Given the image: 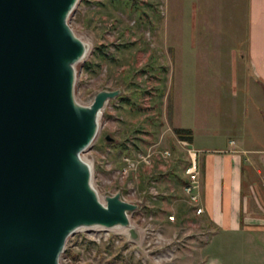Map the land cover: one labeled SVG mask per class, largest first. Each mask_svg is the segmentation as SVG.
Returning a JSON list of instances; mask_svg holds the SVG:
<instances>
[{"label": "rangeland", "instance_id": "rangeland-1", "mask_svg": "<svg viewBox=\"0 0 264 264\" xmlns=\"http://www.w3.org/2000/svg\"><path fill=\"white\" fill-rule=\"evenodd\" d=\"M248 1L76 2L67 22L87 51L74 66L75 98L88 104L101 89L118 90L81 157L100 200L118 192L137 205L128 218L138 236L126 228L76 229L60 264H202L223 261L232 246L236 264H264V252L196 218L184 190L187 156L173 130L212 135L243 120L248 99L231 92L227 76L231 54H244ZM253 129L259 134L256 122ZM198 187L199 180L197 194Z\"/></svg>", "mask_w": 264, "mask_h": 264}, {"label": "water", "instance_id": "water-1", "mask_svg": "<svg viewBox=\"0 0 264 264\" xmlns=\"http://www.w3.org/2000/svg\"><path fill=\"white\" fill-rule=\"evenodd\" d=\"M77 1L0 0V264H60L79 228L138 236L128 218L137 205L118 192L100 200L80 156L118 90L75 98L87 51L67 22Z\"/></svg>", "mask_w": 264, "mask_h": 264}, {"label": "crops", "instance_id": "crops-1", "mask_svg": "<svg viewBox=\"0 0 264 264\" xmlns=\"http://www.w3.org/2000/svg\"><path fill=\"white\" fill-rule=\"evenodd\" d=\"M248 34L244 54H231V92L248 99L239 125L200 136L191 131L189 144L197 150L198 198L195 215L224 238L246 240L242 245L264 252V0L248 1ZM238 64H237V63ZM251 100V101H250ZM259 134L253 129V123ZM236 123V122H235ZM229 128V130H227ZM228 133H225V132ZM248 241V242H247ZM231 243L230 245H232ZM242 246V248H243ZM202 264H236L234 248ZM241 263V262H240ZM239 263V264H240Z\"/></svg>", "mask_w": 264, "mask_h": 264}, {"label": "built area", "instance_id": "built-area-1", "mask_svg": "<svg viewBox=\"0 0 264 264\" xmlns=\"http://www.w3.org/2000/svg\"><path fill=\"white\" fill-rule=\"evenodd\" d=\"M178 142L184 147L183 149L187 156V165L184 168V174L186 176L184 190L188 195L191 205L194 207L195 213L198 214L202 212V209L200 206H198V194L195 190L198 186L199 175V170L196 161L197 150L194 149L186 140L179 139ZM169 153L170 152L168 150L163 151L164 156H168ZM143 159L147 161L146 158Z\"/></svg>", "mask_w": 264, "mask_h": 264}, {"label": "trees", "instance_id": "trees-1", "mask_svg": "<svg viewBox=\"0 0 264 264\" xmlns=\"http://www.w3.org/2000/svg\"><path fill=\"white\" fill-rule=\"evenodd\" d=\"M176 137L181 140H186L187 142L191 141V132L188 128H179L176 127L173 129Z\"/></svg>", "mask_w": 264, "mask_h": 264}, {"label": "bare ground", "instance_id": "bare-ground-1", "mask_svg": "<svg viewBox=\"0 0 264 264\" xmlns=\"http://www.w3.org/2000/svg\"><path fill=\"white\" fill-rule=\"evenodd\" d=\"M81 156V155H80ZM82 158V157H81ZM84 160V159H83ZM85 161V160H84ZM89 165V164H88ZM90 166V165H89Z\"/></svg>", "mask_w": 264, "mask_h": 264}]
</instances>
